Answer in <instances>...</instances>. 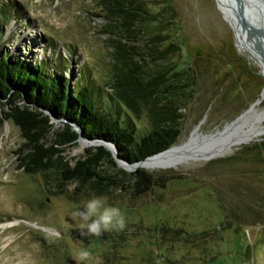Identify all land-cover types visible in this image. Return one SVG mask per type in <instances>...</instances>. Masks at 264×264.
Returning a JSON list of instances; mask_svg holds the SVG:
<instances>
[{"label": "rangeland", "instance_id": "rangeland-1", "mask_svg": "<svg viewBox=\"0 0 264 264\" xmlns=\"http://www.w3.org/2000/svg\"><path fill=\"white\" fill-rule=\"evenodd\" d=\"M127 1L147 18L132 34L110 21L101 0H0V56L41 64L70 86H87L101 105L117 101L121 118L140 135L151 129L148 107H160L156 94L165 92L181 128L167 150L209 140L253 105L264 114V62L235 30L236 47L226 5ZM120 50L143 66L146 77L165 74L130 104L112 79ZM2 102L3 114L10 105ZM76 131L77 141L59 148L64 150L56 158L59 165L42 173L19 168V130L12 122L0 127V225L16 222L0 228V264H76L82 248L100 256L102 264H264V151L253 148L264 135L232 152L165 167H141L143 161L137 168L121 163L114 168L103 161L97 171L117 176L118 187L90 178L70 190L75 182L63 181L57 168L83 161L95 147ZM138 170L152 176L148 185L135 184ZM94 196L122 210L125 230L80 235L72 213Z\"/></svg>", "mask_w": 264, "mask_h": 264}, {"label": "trees", "instance_id": "trees-1", "mask_svg": "<svg viewBox=\"0 0 264 264\" xmlns=\"http://www.w3.org/2000/svg\"><path fill=\"white\" fill-rule=\"evenodd\" d=\"M100 4L110 21L118 23L126 34H132L135 27L146 22L144 11L127 0H101ZM114 59L118 65L113 68L112 79L120 97L128 104L135 97L144 98L150 87L158 85L165 75L146 77L143 66L127 60L121 50L115 52ZM164 94L162 91L156 94L161 98L160 107L155 103L148 107L151 129L140 135V131L133 130L128 118H121L117 101L108 98L101 105L87 86H70L61 76L44 72L41 64L0 56V109L2 101L10 105L9 111L0 112V127L4 122H12L18 128L23 143L15 154L19 168L27 171L37 168L47 173L55 164L59 165L56 158L64 151L59 148L79 138L76 127L88 141L113 145L119 160L130 165L164 152L176 144L181 134V128L172 117V103ZM110 105L114 108L112 113ZM52 119L61 126L55 128ZM253 148L264 151V142ZM103 161L116 167L111 154L104 147L95 146L86 150L83 161H76L71 167L63 164L57 171L67 183L79 181L82 184L95 178L117 186V176H105L97 171ZM132 176L136 185H148L152 181V176L143 170Z\"/></svg>", "mask_w": 264, "mask_h": 264}, {"label": "bare ground", "instance_id": "bare-ground-1", "mask_svg": "<svg viewBox=\"0 0 264 264\" xmlns=\"http://www.w3.org/2000/svg\"><path fill=\"white\" fill-rule=\"evenodd\" d=\"M219 2L224 7L226 5L232 23L236 26L235 15L232 7L229 6V1L219 0ZM239 39L243 44H245V46H252V50L255 55L253 53L251 54L258 61L262 62V59L260 58L261 54L256 45H254V42L244 37L245 40L249 41L250 46L249 44H246V41L242 38V36H239ZM262 97H264V91L262 93ZM261 135H264V114L258 112L257 105H253L235 121L229 123V125L223 130L215 133L209 140L178 149L171 148L170 150H166L158 155L152 156V158L150 157V159L148 158V160H145L144 163L142 162L143 164L139 163L137 166L142 164L141 167H165L186 161L192 157H215L217 155L232 152L240 145ZM137 166L135 168H137ZM15 224L16 222H8L0 225V228L4 229Z\"/></svg>", "mask_w": 264, "mask_h": 264}, {"label": "clouds", "instance_id": "clouds-1", "mask_svg": "<svg viewBox=\"0 0 264 264\" xmlns=\"http://www.w3.org/2000/svg\"><path fill=\"white\" fill-rule=\"evenodd\" d=\"M79 186V181L70 184V190ZM73 218L80 221V235L101 237L106 232H121L127 227L124 213L119 207L108 205L106 197L94 196L82 208L72 213ZM76 264L89 262V264H102L100 256H93L88 249L82 248L74 258Z\"/></svg>", "mask_w": 264, "mask_h": 264}, {"label": "water", "instance_id": "water-1", "mask_svg": "<svg viewBox=\"0 0 264 264\" xmlns=\"http://www.w3.org/2000/svg\"><path fill=\"white\" fill-rule=\"evenodd\" d=\"M228 1L230 3L229 6L232 7L233 13L235 15L236 26L234 30L232 29V32L236 47L238 48V44L236 43L235 30L237 31L239 36H244L254 42V45H256L258 51L261 54L260 58L264 62V0H228ZM259 74L261 75L260 72ZM76 130L80 132V130L77 127ZM90 142H92V144H95V146H102L105 149L110 148L113 150L114 153H116V149L111 144H107L100 141H90ZM142 162L143 161L130 165L126 162L119 160L118 157H116L115 159V163L118 166H120L121 163L123 165L131 166L134 168L139 163Z\"/></svg>", "mask_w": 264, "mask_h": 264}]
</instances>
